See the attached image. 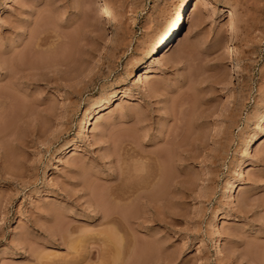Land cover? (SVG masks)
Instances as JSON below:
<instances>
[{"label":"rangeland","instance_id":"obj_1","mask_svg":"<svg viewBox=\"0 0 264 264\" xmlns=\"http://www.w3.org/2000/svg\"><path fill=\"white\" fill-rule=\"evenodd\" d=\"M180 1L0 0V264H264V0Z\"/></svg>","mask_w":264,"mask_h":264},{"label":"bare ground","instance_id":"obj_2","mask_svg":"<svg viewBox=\"0 0 264 264\" xmlns=\"http://www.w3.org/2000/svg\"><path fill=\"white\" fill-rule=\"evenodd\" d=\"M181 2V1H180ZM189 0H182L181 4H180V8L178 10V12L176 13V15L174 16L173 20L168 23V25L166 26V29L164 30V32L161 35L157 36V42L153 45V47H151V49H149L148 51V57L152 58V60L159 59L160 54H162V52L164 50H168L170 49V47L173 44H177L180 40V36H179V27L180 25L184 22V20H188V18L190 17L189 15L192 13V9L189 12V9L191 7L190 3L188 4ZM178 37V38H177ZM176 39V40H175ZM157 46H159V48H157ZM160 50V52H158V50ZM146 57V56H145ZM151 60V59H150ZM149 65L146 64V59H145V63L144 65L140 68V71H138V74L135 77L134 83H138V84H142L143 80H145L149 75ZM115 92V90H114ZM114 96V95H113ZM89 106V105H88ZM97 106V105H96ZM101 105L98 104V108H100ZM103 106V105H102ZM86 110V109H85ZM100 111V110H99ZM97 110V112H99ZM96 112V111H95ZM93 115H92V110L91 109H87V111L85 112V121H84V125L82 130H83V137L85 140H88V131L90 128V125L92 124L91 121L93 119ZM257 119V118H256ZM264 121V111L261 113V115L259 116L256 124V127H261L262 123ZM249 141V140H248ZM248 141L246 140L245 145H244V151L247 150V145L249 144ZM242 150V152H243ZM247 152V151H246ZM152 159V158H151ZM154 160V158H153ZM151 160V161H153ZM155 163V162H154ZM160 163V162H159ZM153 164V163H152ZM157 164V163H156ZM158 165V164H157ZM155 166V165H154ZM159 166V165H158ZM162 166V165H161ZM135 167V166H134ZM153 167V166H152ZM169 167V166H168ZM156 168V167H155ZM158 168V167H157ZM162 168V167H160ZM144 178V177H143ZM137 183V182H136ZM228 183V182H227ZM123 186V184H122ZM122 186H120V184L116 185L115 190H113L111 193L112 196L114 197V199L116 198L117 200H124L126 198H128L130 195H134V196H139L141 194V191H137V190H142L145 189L146 187V182L144 180L140 181L138 183V185L135 186V188L132 187L131 188H123ZM130 186V185H129ZM234 186V183L231 181L229 182V187L227 189V195L230 196V192L232 190V187ZM237 186V185H236ZM141 188V189H140ZM226 190V189H225ZM136 192V193H134ZM112 198V197H111ZM113 199V198H112ZM134 203V202H133ZM111 204V203H110ZM109 204V205H110ZM115 203H113V206H109L110 209L107 207H105L107 211H105L104 209L102 210V216L103 218H105L106 220L109 221H113L115 219H121V221H125L126 219H129V217H133L135 216V209L133 208V206L128 207L127 208H122L117 205H114ZM106 205V204H104ZM108 205V204H107ZM134 205V204H133ZM104 207V206H103ZM138 212V211H137ZM116 215V216H115ZM217 215L214 214V217H216ZM225 215H223L221 213L220 217H224ZM216 220V219H215ZM214 221V220H213ZM215 222V221H214ZM213 222V224L215 225V223ZM216 226V225H215ZM12 256H17L16 253H14Z\"/></svg>","mask_w":264,"mask_h":264}]
</instances>
